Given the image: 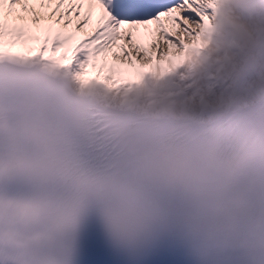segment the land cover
Wrapping results in <instances>:
<instances>
[{
	"label": "snow or ice",
	"instance_id": "1",
	"mask_svg": "<svg viewBox=\"0 0 264 264\" xmlns=\"http://www.w3.org/2000/svg\"><path fill=\"white\" fill-rule=\"evenodd\" d=\"M224 3L0 0V264H179L166 242L141 250L154 204L121 194L137 187L134 162L76 126L38 74L17 69L79 76L109 53L99 65L109 73L191 57L230 15Z\"/></svg>",
	"mask_w": 264,
	"mask_h": 264
},
{
	"label": "rangeland",
	"instance_id": "2",
	"mask_svg": "<svg viewBox=\"0 0 264 264\" xmlns=\"http://www.w3.org/2000/svg\"><path fill=\"white\" fill-rule=\"evenodd\" d=\"M243 1L244 0H225L223 7L230 11V15L225 16L222 14L218 18L217 25L221 26L224 18L231 17L236 23L239 24L242 33L246 36L255 34V32L253 31V27H261L264 30V4L260 7L259 16L254 17L253 20H248L242 19L239 12L237 11V6L243 3ZM254 7H258V5H255ZM222 46L223 44L216 40V42H212L206 48H208L209 50L215 49L216 51H222ZM241 47L245 48L246 44L244 42H241ZM248 55V59H244L243 61L238 63L239 73L238 75H234V79L236 78L240 83L239 89L247 86L248 77L252 76L256 71H259L261 64L264 61V31L262 35L257 37L256 47L254 48V50H249ZM191 57H189L185 53L182 56L177 55L172 57L171 63H169L167 60H164L160 70V74L155 73L153 75L154 80L156 81L160 76H164L169 72L177 71L180 68V65L188 59H191ZM203 57L204 54L199 58L201 59ZM103 58L104 57H101V60L97 64V67L92 69V73L86 76V86L94 88L101 96L107 99H112L116 103H133L138 108H145L150 106L155 110L162 109V106H157L154 103V100H151V98L147 96V89L143 86V83L139 79H135V84L132 85L133 81H131V79L125 74L126 72H124L123 70H118L114 73L101 71L99 65L103 64ZM192 58L196 62H198V59L196 57ZM216 58L220 59L221 55L216 56ZM250 67H254V70L251 74H249L247 71V69ZM108 75H111L112 79H107L106 77ZM182 75V78L176 81L179 90L175 92L173 98H169L166 100L167 103L165 102L164 107L166 109H175L177 111H192L193 108H191V106L198 102L203 107L208 108L212 101H220L221 99L230 96L224 91L221 92L220 90L216 91L215 93H211L209 92V86L205 85L200 86L197 89H192L190 86V76L184 73ZM79 77L81 80V75H79Z\"/></svg>",
	"mask_w": 264,
	"mask_h": 264
},
{
	"label": "bare ground",
	"instance_id": "3",
	"mask_svg": "<svg viewBox=\"0 0 264 264\" xmlns=\"http://www.w3.org/2000/svg\"><path fill=\"white\" fill-rule=\"evenodd\" d=\"M218 21V20H217ZM232 23H234L238 27V23H236L233 19H230ZM195 28V26H193ZM216 32L218 33H225V31L216 24L215 29L211 32L208 42L200 47H206L212 42L211 35L215 34ZM185 54V53H184ZM183 54H180L179 56H182ZM172 60V58H171ZM112 63L111 59V53L108 54L107 59L103 58V63ZM147 65V68L150 71L151 77L157 73L160 74V70L163 64V61L157 62L154 59L150 62H143V63H136L133 67H124L119 70H123L126 72L125 74L130 78V79H139L141 81L144 80V75L142 73V66ZM264 66V63L262 67ZM82 91H86V89L91 90L87 86H81ZM264 91V72L263 69L261 71H257L253 76L248 77L247 79V86L243 87L242 89L238 90L237 93H234L233 91L230 90L231 95L227 96L224 99H221L220 101L215 100L210 103V106L208 108H204L199 102L195 103L191 106L193 108L192 111H183L179 110L178 114L179 116H191L193 114L195 115V118L197 120L204 118L208 120H212L215 118L218 114L223 113L226 111V107L229 105H232L233 108H239L244 106L245 104H250L254 100L258 98V96L261 95V93ZM120 106H123L124 103H119ZM147 111L151 112L150 107H145ZM157 115H163V116H171L173 114H169V112L166 109H159Z\"/></svg>",
	"mask_w": 264,
	"mask_h": 264
},
{
	"label": "trees",
	"instance_id": "4",
	"mask_svg": "<svg viewBox=\"0 0 264 264\" xmlns=\"http://www.w3.org/2000/svg\"><path fill=\"white\" fill-rule=\"evenodd\" d=\"M195 66L197 70V79H198L197 81L201 82L203 81L202 78H203L204 71H206L207 69H210L211 67H209V65L207 64L201 63L200 61L196 63ZM160 86H161L160 90L162 91L174 89V86L172 85L171 81L168 78L164 80Z\"/></svg>",
	"mask_w": 264,
	"mask_h": 264
}]
</instances>
